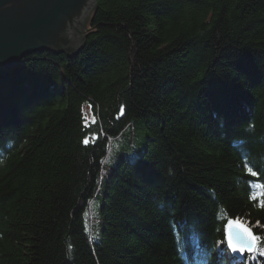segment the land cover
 I'll return each instance as SVG.
<instances>
[{"label": "trees", "instance_id": "trees-1", "mask_svg": "<svg viewBox=\"0 0 264 264\" xmlns=\"http://www.w3.org/2000/svg\"><path fill=\"white\" fill-rule=\"evenodd\" d=\"M84 41L0 69V264H264V0H96Z\"/></svg>", "mask_w": 264, "mask_h": 264}, {"label": "water", "instance_id": "water-1", "mask_svg": "<svg viewBox=\"0 0 264 264\" xmlns=\"http://www.w3.org/2000/svg\"><path fill=\"white\" fill-rule=\"evenodd\" d=\"M96 0H0V69L18 64L25 56L35 52L52 51L73 57L84 47L87 21ZM229 221L233 222L229 229ZM254 231L245 223L230 219L225 226L226 241L229 234L239 245L235 234L241 230L236 224ZM257 246V244H256ZM231 251L239 256L254 252Z\"/></svg>", "mask_w": 264, "mask_h": 264}, {"label": "rangeland", "instance_id": "rangeland-1", "mask_svg": "<svg viewBox=\"0 0 264 264\" xmlns=\"http://www.w3.org/2000/svg\"><path fill=\"white\" fill-rule=\"evenodd\" d=\"M130 131H132V133ZM142 132L138 124L135 123L130 125L121 136L110 141L109 152L104 161L103 174L106 173L107 175L110 169H112L121 158L128 157L131 159L135 157V154L139 151L138 148L142 147L144 137Z\"/></svg>", "mask_w": 264, "mask_h": 264}, {"label": "snow or ice", "instance_id": "snow-or-ice-1", "mask_svg": "<svg viewBox=\"0 0 264 264\" xmlns=\"http://www.w3.org/2000/svg\"><path fill=\"white\" fill-rule=\"evenodd\" d=\"M84 142L87 143L88 141L85 140ZM228 227H229V229H232V227H233L232 221H229ZM236 227H238L241 231L235 234V238L240 240L241 243L239 245H235L233 243V235L230 232V234H229V247H231L233 251L244 252L245 249H247L248 251H252L256 247V244H257V241L259 238L255 235H253L251 230L244 227V225H242V224L237 223Z\"/></svg>", "mask_w": 264, "mask_h": 264}]
</instances>
